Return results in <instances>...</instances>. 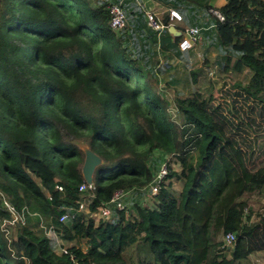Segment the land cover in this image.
I'll list each match as a JSON object with an SVG mask.
<instances>
[{"label":"trees","instance_id":"trees-1","mask_svg":"<svg viewBox=\"0 0 264 264\" xmlns=\"http://www.w3.org/2000/svg\"><path fill=\"white\" fill-rule=\"evenodd\" d=\"M165 9L199 27L191 49L206 55L208 39L224 73L249 78L209 96L160 84L157 53L182 35L146 11ZM79 142L102 159L85 190ZM116 191L134 212L91 217ZM263 251L264 0H0V264H254Z\"/></svg>","mask_w":264,"mask_h":264},{"label":"built area","instance_id":"built-area-1","mask_svg":"<svg viewBox=\"0 0 264 264\" xmlns=\"http://www.w3.org/2000/svg\"><path fill=\"white\" fill-rule=\"evenodd\" d=\"M110 15H111V17H110L109 25L113 29L117 30V29L124 28L126 26V24H127L126 16H125L122 8L118 4H114L110 7ZM168 19H169V21H172V22L174 21L176 23H181L183 21V17L181 15V13L179 11H177L176 9H169ZM146 21H147V24L150 28H152L153 30H155L159 33L164 28V24L158 18V16L156 15L155 12L146 11ZM178 30H180V29H178ZM181 31H182V34H181L182 36H181V39L178 43L179 48L181 50H189L192 47H194V45L196 44V42L199 38V27L191 26V25H184L181 28ZM166 172H167V168L163 164L161 166L158 174L156 175V177L152 181V183L149 184L150 185L149 191L146 192V194H144V199L146 202L151 201L152 196L157 193L158 183L165 176ZM57 188L59 190H61L60 186H57ZM87 188H90V184H87L86 182L79 186V190H85ZM126 194H127L126 191L114 192V194L111 197V199L109 200V202L97 206V209L93 213H91L90 216L93 217L94 219H96L95 216H97L98 219L109 217L111 214V211H112L111 210L112 207H115L117 209H122L124 207V205H123L124 199L123 198ZM46 200L49 203L51 202V197L48 193H46ZM89 203H90V199L89 200L81 199L78 203L77 210L87 211ZM68 209H71V208L69 207ZM65 218H66V215L64 214L60 217V220L63 221ZM15 219L16 218L14 217L13 221H15ZM234 239H235L234 233L226 234L224 236L223 243H222L221 247H226V246L232 245Z\"/></svg>","mask_w":264,"mask_h":264},{"label":"rangeland","instance_id":"rangeland-1","mask_svg":"<svg viewBox=\"0 0 264 264\" xmlns=\"http://www.w3.org/2000/svg\"><path fill=\"white\" fill-rule=\"evenodd\" d=\"M213 1L217 5L221 4L222 2V0H213ZM207 42H208V39H205V41H203L202 42L203 44L201 45L203 49L205 48L207 49L208 53L206 55H204L201 52L200 47H198L197 45V52L199 53L198 55L199 59L196 62L192 60V65H189L188 68L182 67L181 70L179 69L177 71L179 77H182V79L187 80L186 83L181 82L182 80H179L177 83V86L175 87V89H177L178 91H182L180 95L183 97L186 96L189 91H193L195 89L201 91L203 95L209 96L214 91V89L216 90L218 87L221 86L223 78H226V80H229L230 82H233L235 80H241L245 82L249 78L250 73L247 70L239 75H234L233 73H224L217 61L216 52L214 51L213 47ZM204 56L206 58H204ZM195 66L202 68V72L196 76V82L193 83L191 82V79H192L191 70L196 68ZM161 87L162 89H164L163 91L167 99L171 101L173 99L174 90L171 88L170 89L164 88L162 85ZM171 166L177 170L179 169L178 163L174 160L171 161ZM181 187H182L181 181H176V180L173 181L172 189L174 193L176 194L179 193V191L181 190ZM125 197H127V195H125ZM141 197L142 196L140 197L138 196L136 197V195L134 196V198H138L139 200H141ZM132 199L133 198L131 196H128L123 201L124 207L127 208V211H130V212L132 211L134 212V209L132 208L133 207ZM95 218H96L95 220L98 219L97 216H95ZM79 245L82 248L85 247V244L83 242L79 243ZM257 254H259V256L255 255V257H252L254 264H264V251L261 252V254L260 253H257Z\"/></svg>","mask_w":264,"mask_h":264},{"label":"crops","instance_id":"crops-1","mask_svg":"<svg viewBox=\"0 0 264 264\" xmlns=\"http://www.w3.org/2000/svg\"><path fill=\"white\" fill-rule=\"evenodd\" d=\"M223 2V0H222ZM221 2V3H222ZM168 11L169 9H165V10H155L154 12L156 13V15L158 16V18L162 21V23L164 24V28L163 29H167L169 31L170 27H175L176 29H180L186 25L184 22V19L181 23H176V22H172L169 21L168 19ZM170 32V31H169ZM148 34V42H150L151 40H153V38H151ZM158 34H162V33H158ZM181 34L179 33H169L170 38L173 40L175 38H177L178 36H180ZM160 36V35H158ZM156 39V46L154 45V47L157 48L159 47V43H160V39L158 38ZM143 37V36H142ZM151 43V42H150ZM197 47L195 46L194 49H191L188 51V59L186 58V51L180 49V51H178L177 49H172L169 48L167 50H161L158 51L157 56H158V61L159 63L155 65L156 70L161 67L160 64L161 63H166V61L168 62L166 66L163 67L162 70L159 71L158 73V77L161 80L160 84L164 85V84H173L175 87L177 86V83L179 80H182L181 82H184L186 79H182V77H179L177 71L182 67H187L189 65H192V60H194L195 62L199 59V53L197 52ZM195 53H194V52ZM197 66V65H196ZM195 66V67H196ZM158 71V70H157ZM187 81V80H186ZM149 203V202H148ZM261 254V253H260ZM256 256L259 254H255ZM255 255H253V257H255Z\"/></svg>","mask_w":264,"mask_h":264},{"label":"water","instance_id":"water-1","mask_svg":"<svg viewBox=\"0 0 264 264\" xmlns=\"http://www.w3.org/2000/svg\"><path fill=\"white\" fill-rule=\"evenodd\" d=\"M169 31L171 33H179L182 34L181 30L176 29L174 26L169 28ZM79 147L83 150L84 153V159L81 166V174L84 179V181L87 184L92 183V177L95 169L102 164V159L91 149L88 148V146L82 142L78 143Z\"/></svg>","mask_w":264,"mask_h":264}]
</instances>
